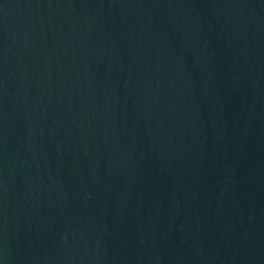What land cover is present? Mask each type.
I'll return each instance as SVG.
<instances>
[{
    "label": "water",
    "instance_id": "95a60500",
    "mask_svg": "<svg viewBox=\"0 0 264 264\" xmlns=\"http://www.w3.org/2000/svg\"><path fill=\"white\" fill-rule=\"evenodd\" d=\"M0 264H264V0H0Z\"/></svg>",
    "mask_w": 264,
    "mask_h": 264
}]
</instances>
